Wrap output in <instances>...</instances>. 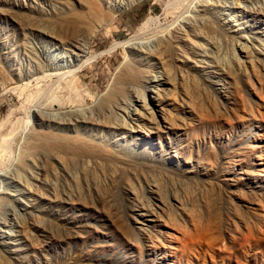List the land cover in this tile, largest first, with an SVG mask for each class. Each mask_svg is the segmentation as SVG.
Wrapping results in <instances>:
<instances>
[{
	"label": "rangeland",
	"instance_id": "rangeland-1",
	"mask_svg": "<svg viewBox=\"0 0 264 264\" xmlns=\"http://www.w3.org/2000/svg\"><path fill=\"white\" fill-rule=\"evenodd\" d=\"M130 1L0 0V264H264V0Z\"/></svg>",
	"mask_w": 264,
	"mask_h": 264
},
{
	"label": "bare ground",
	"instance_id": "bare-ground-1",
	"mask_svg": "<svg viewBox=\"0 0 264 264\" xmlns=\"http://www.w3.org/2000/svg\"><path fill=\"white\" fill-rule=\"evenodd\" d=\"M206 1H209V0H206ZM205 2H204V4H205ZM82 3L81 4L85 7L86 11H88V13L86 15L87 16L89 15V17L91 16L90 19L93 22L102 21L99 24H97V26L100 27L101 24L104 22V20L106 21L107 18L110 19V21L114 20L116 13H119L120 10H122L123 8L128 7L133 2L130 1V0H127V1H125V0H119V3L117 2V0H82ZM103 4L105 5V7L103 6ZM106 6L109 9L108 10L109 11V14L108 15L106 13L107 11L104 9V8H106ZM104 11H106V12H104ZM201 11H202V9H201ZM229 18H231V17H229ZM100 19H102V20H100ZM221 23H222V25L224 27H227V28L230 27V25H233L234 26V24H232V19H228V18L223 19V21ZM235 32L236 31H234V33ZM159 39H160L159 40L160 44L162 43V45L165 47L162 51L159 50L155 54V55H157L156 58H157V60H158V62L160 64V63H163L165 61L164 59L168 58L167 57V53H168L167 51H168V48L172 45V42L173 41H172L170 35L169 36L168 35H163ZM240 39H239L240 41H238L239 43H238L237 47L241 51H243V49L246 48V46L248 47V45L245 44V42H242V40H244V37L243 36H241ZM246 41H248V40H246ZM250 43H251V41H250ZM133 47H136V46H133ZM83 49H85V47L82 48L81 51ZM138 59H139V57H138ZM138 59L129 60V61H126V62H124L122 64V66L120 67V69L118 71V74L116 76V81L110 86V88L108 90L109 92H107V98L106 99L104 98V102L107 99H108L107 101H110V100H114L115 97L117 98L118 95L119 96L123 95L124 94V91H125V87L128 86V85H139V92L135 93V96H134L135 99H134V101H135L136 105L139 106V107L141 106V108H143L144 111H147L148 108H149V106L146 107V105L150 101V99L147 98V93L148 92H151L154 95H157L159 98L162 97V95H164L165 89L162 88L161 85H159V84L157 85V84H153L152 83V86L151 87L148 86L149 81L152 80V79L149 78L150 75H148V73L146 72V70L141 67L142 64L140 63V60H138ZM164 72H165L166 83L169 85V87L166 89L165 93L167 94V96H170L171 95V92H172V88H170V86H173V83H172L173 82V79L171 78L169 72H166V71H164ZM68 88H69V86H68ZM173 88H174V86H173ZM161 101H162V99L160 100V102ZM130 106H127V107L125 106L124 111H123V114L124 115L122 117L123 120H127L130 116H132L134 114L135 115H139L141 113V110H137L136 108H135V111L134 110L132 111L131 110L132 107H130ZM37 109L40 110L39 108H37ZM38 110H36V112H35L37 118L42 115V112H40ZM42 111H44V110H42ZM80 112H82V111H80ZM75 115L74 116L72 115L73 117L71 116L72 119H71V117H70V119L73 120V118L75 117ZM78 115H80V114H78ZM78 115H77V117H75V119L77 118V121H79V122H81L83 124L89 123V121H88L89 119H87L85 117H80ZM81 116H82V114H81ZM69 124H71V123H69ZM132 128H134V127H132ZM132 128H129L128 127L129 130H132ZM125 129H126V127H125ZM126 131H127V129H126ZM47 139L48 138H46L45 140L47 141ZM49 140H50V138H49ZM79 144L81 146H76V148H75L76 149V152L77 151H80L81 150V147L82 148L85 147L86 150H88L89 152H90V150H92L91 148H93V145H92V147H90L91 144L89 146V144H86L85 141H82V140L79 142ZM71 148H72V150H74L73 147H71ZM95 149H98V148L96 147ZM99 149H100V147H99ZM99 149H98V151H99ZM93 150H94V148H93ZM103 152H105V150H103ZM107 152H105V153H107ZM109 153H111V152H109ZM107 154H105V155H107Z\"/></svg>",
	"mask_w": 264,
	"mask_h": 264
}]
</instances>
